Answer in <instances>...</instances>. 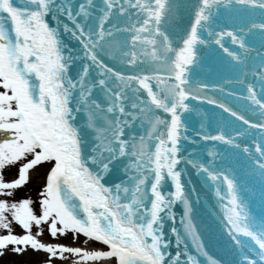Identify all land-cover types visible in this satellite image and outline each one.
<instances>
[{
    "label": "snow or ice",
    "instance_id": "1",
    "mask_svg": "<svg viewBox=\"0 0 264 264\" xmlns=\"http://www.w3.org/2000/svg\"><path fill=\"white\" fill-rule=\"evenodd\" d=\"M73 2L75 11L66 0H0V264H220L215 243L232 250L233 264H264V215L241 195L240 164L242 153L243 175L256 178L264 200V117L249 120L206 93L247 99L261 113L264 99L251 83L243 94L224 88L243 75L192 76L206 57L244 63L264 18L235 22L237 14L264 17V0H193L175 42L167 27L179 16L176 0ZM252 75L264 79V65ZM192 101L246 127L226 134L221 118L210 131L209 114ZM193 113L202 117L199 139L188 135ZM182 141L203 146L185 151ZM38 166L46 181L36 199H16ZM10 168L18 174L8 180ZM193 176L215 199L218 235L201 228L208 201ZM45 230L100 247L46 243Z\"/></svg>",
    "mask_w": 264,
    "mask_h": 264
},
{
    "label": "rangeland",
    "instance_id": "2",
    "mask_svg": "<svg viewBox=\"0 0 264 264\" xmlns=\"http://www.w3.org/2000/svg\"><path fill=\"white\" fill-rule=\"evenodd\" d=\"M17 174H18L17 168H10L5 172V178L8 180H11V179L16 178ZM44 177H45V169L44 168H41L38 166V167L30 170L28 182L17 191L15 198L19 199V198L31 197L33 199H36L39 190L42 188L43 184L45 183ZM15 231L17 233H20L21 229L19 227H16ZM40 239L46 243H63L66 245H72L74 243L76 246H82V247H85L87 249H93V246L88 245V243L85 244L84 243L85 240H83V239L79 238L75 242H73L71 234H68V235L62 236V237H57L56 239H53L48 234V232L45 230V232L40 237ZM39 255L42 256L43 253H40ZM6 258H10V257L6 256ZM57 264H60V262L58 261ZM64 264H69V262L65 261Z\"/></svg>",
    "mask_w": 264,
    "mask_h": 264
},
{
    "label": "water",
    "instance_id": "3",
    "mask_svg": "<svg viewBox=\"0 0 264 264\" xmlns=\"http://www.w3.org/2000/svg\"><path fill=\"white\" fill-rule=\"evenodd\" d=\"M77 2H79V0H77ZM97 4H98V3H97ZM82 18H83V17H81V18H79V19H81V20H82ZM70 44H72V43H70ZM76 54H77V53H76ZM93 71H94V69H93Z\"/></svg>",
    "mask_w": 264,
    "mask_h": 264
}]
</instances>
